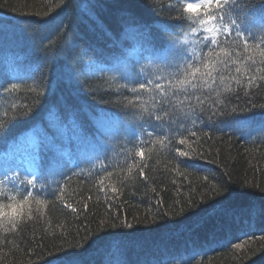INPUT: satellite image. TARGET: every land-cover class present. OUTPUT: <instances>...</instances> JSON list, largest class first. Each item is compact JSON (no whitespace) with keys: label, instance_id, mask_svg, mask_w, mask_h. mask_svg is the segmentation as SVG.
<instances>
[{"label":"trees","instance_id":"1","mask_svg":"<svg viewBox=\"0 0 264 264\" xmlns=\"http://www.w3.org/2000/svg\"><path fill=\"white\" fill-rule=\"evenodd\" d=\"M260 2L236 0L225 11L235 19L258 12ZM154 3L155 9L149 0H0V84L20 85L9 93L0 88V118L9 122L7 133L0 135V156L35 129L41 171L34 186L23 182L13 191L0 192L3 206L32 193L15 229L5 231L11 225L6 217L0 220V264H53L73 254L80 264H264V219L249 211L250 205L264 204V131L228 126L233 115L262 111L264 81L249 85L248 80L264 75L256 72L264 65L245 57L255 55L259 61L255 45L264 44V30L243 25L252 35L248 51L224 36H218L215 47L209 41L201 45L194 59L203 56L211 66L219 53L227 64L215 66V83L209 81L214 91L198 85L186 94L170 91L164 98L144 92L136 100L130 89L141 82L182 78L177 65L183 60L174 53L187 49L175 42L199 26L194 18L182 16L179 0ZM121 9L153 26L151 52L144 41L122 34ZM96 23L111 35L93 31ZM161 27L166 34L159 32ZM49 41L52 47L45 51L41 45ZM88 62L102 69L90 70ZM66 65L74 70L73 85L69 89L61 84L52 94L48 89ZM196 66L206 70L202 63ZM225 87L232 91L224 92ZM216 92L224 105L214 115L209 102L217 100ZM186 95L193 104L196 97L204 99L205 110L196 106L195 113L189 112ZM145 107L169 115L163 122L149 119ZM27 108L33 111L22 115ZM107 122L122 129L110 135L102 127ZM165 135L172 143L161 147L157 138ZM140 148L143 157L136 155ZM184 151L192 155L181 156ZM53 160L61 174H49ZM213 186L228 192L224 206L229 211L217 205V212L209 214ZM61 188L62 200L57 199ZM189 199L200 207L165 216ZM117 216L133 228L100 229L102 220L117 222ZM95 235V243L74 247Z\"/></svg>","mask_w":264,"mask_h":264},{"label":"snow or ice","instance_id":"2","mask_svg":"<svg viewBox=\"0 0 264 264\" xmlns=\"http://www.w3.org/2000/svg\"><path fill=\"white\" fill-rule=\"evenodd\" d=\"M149 3L152 5V7L155 9V3L154 0H149ZM231 4L233 7L236 6V0H198L197 3L192 2H185L182 4V16L183 14H187L189 19H193L194 21L203 29L205 32L211 33V36L209 38H206L209 40V43L212 46L218 45V36H224L226 39L231 38L232 42L240 47L242 46L245 51H248L250 49L249 45V39L252 38V35L250 32H248V28L244 27L243 25H251L252 27H259L261 30H264V0H261L260 4L258 5V12L257 10H252V12H245L242 17L233 18L230 12L225 11V9L228 7V5ZM214 5V7H213ZM99 5H92L91 7H97ZM203 17V18H202ZM238 19L240 20V23H238ZM120 21H121V28H122V34L123 35H131L139 40L144 41L146 45L149 47L146 48V51L151 52L153 50L152 44L154 39V29L152 25L145 24L140 22L135 15H133L131 12H129L127 9H121L120 12ZM211 24L212 27H208V25ZM2 31V30H0ZM93 31H99L101 33H104L105 35H111L110 32H107L104 25L102 23H96L95 27L93 28ZM193 32H196V28H192ZM159 32L162 34H166L167 30L166 27L159 28ZM248 32V35L246 36L245 33ZM42 48H44L45 51L50 49L52 47V41H49L47 45H41ZM255 47L259 48V61L255 59V55L247 56L245 59L247 61H250L252 64L259 63L261 65H264V44H257ZM221 51H224L221 49ZM174 55L178 58L183 60L182 65H177L178 71L181 70L182 67V78L169 80L167 83H161L160 81L164 80V77L157 78L156 81L153 80H146L144 82H141L138 84V86H133L130 90L134 94L135 99L139 100L140 95L144 92L149 93H158L162 97L166 98L169 95V92L171 91L173 95L176 93H187L188 88L197 89L198 85L202 88H207L209 91H214V88L212 84L209 83V81H213V84L215 83L213 72L216 71V65L223 64L225 67H227V64L224 59H222L219 56V53L216 54L215 57L211 60V66L205 60L203 56L199 58V61L197 59H194L192 56L187 57V59H184L183 54L177 50ZM211 55V53H209ZM202 63L204 65V68L206 69L204 72H201L200 67L196 66L197 63ZM236 72L240 73L241 69L238 67L236 68ZM257 73H264V68L257 67L256 68ZM199 74V75H198ZM73 79H74V70L71 67V65L64 66L58 73L56 80L53 82L52 86L48 89L49 92L52 94H55V90L57 87H59L61 84H65L69 89L73 85ZM257 80L264 81V75H252L250 76L248 83L249 85H252ZM220 83L224 84V78L221 76ZM237 84L240 83L239 80L236 81ZM0 88H2L4 93L9 92H15L20 88L19 84L11 83L8 86H3L0 84ZM232 89L225 87L224 92H231ZM38 95H43V93H40ZM221 93L216 92L217 100L211 103V111L214 115L221 114L220 113V107L224 105V101L219 99ZM185 99L187 100V106L189 109V112L195 113L196 106H201L200 111L203 112L205 109L202 107L205 103L204 99H201L200 97H196L195 104L192 103L191 99L186 95ZM38 102V101H37ZM129 104H132L133 101L129 100ZM256 106L254 105L253 108ZM13 109L17 108V105H12ZM153 108H155V104L153 105ZM259 108L262 110L259 113H256L252 111L251 109L247 110L248 114H241V115H233L231 122L228 124L229 127L236 126L237 130H243V129H250L255 130L259 129L264 131V104L259 105ZM144 112L148 113L149 119H154L156 121L163 122L164 118L169 115L168 112H163V114H154V112L149 111L148 108L143 109ZM33 111L32 108H27L22 115L27 116L29 113ZM157 111H163L162 109H159ZM242 112L245 110H241ZM233 113H235V109H233ZM4 117H7V113H4ZM209 119H211V116H209ZM194 122V121H193ZM9 128V122L6 120L0 118V135L6 134ZM158 143L161 145V147L166 146V144L172 143V138L169 136H159L157 138ZM180 144H184L185 140L181 139ZM54 143V142H52ZM136 155L139 157H143L144 155V149L140 148ZM181 156L188 157L192 155L189 151L180 152ZM61 166L58 162L53 160L50 168H49V174L56 175L61 174L59 173V168ZM139 173L143 175L144 168L139 167ZM131 167L129 168V172H131ZM41 176L40 167L37 164L36 167L32 172L28 174V176L25 177V180L23 181L26 183L27 186H34L35 183L38 181V179ZM107 176L110 178L112 176L111 172L107 173ZM205 180H207V177H204ZM59 188V182H56ZM113 192H116V188H112ZM212 191L214 192V197L212 198V203L208 205L209 214H215L217 212V205L221 206V210L223 211H229L224 206V202L227 201L225 197L227 196L228 192L225 188H221L218 186H213ZM264 191V190H262ZM60 194L57 196V199H63V189H59ZM32 195L31 192L28 193V196L24 197L23 200L17 202V203H10L6 206L0 205V220L3 218H7V223L11 225V228L5 227V231H11L12 229H15L17 227L16 224V217L20 216L22 214V209L24 207V204L27 202L28 197ZM55 195V193H54ZM177 204H180L179 201L176 202ZM67 207L71 208V204H67ZM200 207V204L197 202H194L192 199L187 200L184 204H180L179 211H175V209L171 213H166L165 216L172 215V216H179L182 215L188 211L197 209ZM75 211V209H73ZM249 211L251 215L258 216L261 219H264V204H261L259 207L255 205L249 206ZM117 222H113L112 220H102L100 222V229L104 228H111V229H117V228H133V224L127 222V220H121L120 217L113 218ZM139 223V221H137ZM0 227H3L2 224H0ZM98 229V231L100 230ZM99 235L95 236H86L84 239V244H81L79 241L74 245L76 248H83L85 245L91 243H95L97 241V238ZM262 240H264V237H261ZM237 249H240L243 247L241 244H236L234 246ZM59 250V249H57ZM53 264H80L79 259L77 258L76 254L67 256L63 260H57L54 261Z\"/></svg>","mask_w":264,"mask_h":264},{"label":"rangeland","instance_id":"3","mask_svg":"<svg viewBox=\"0 0 264 264\" xmlns=\"http://www.w3.org/2000/svg\"><path fill=\"white\" fill-rule=\"evenodd\" d=\"M182 4L185 0H179ZM187 2L197 3L198 0H187ZM208 27H212L211 24ZM196 32H189L179 38L176 42L178 48H184L182 52L184 58L195 56L201 45L209 40L211 33L203 31L198 26ZM87 68L99 71L102 66L98 63L88 62ZM134 76L139 77L138 71H133ZM126 76L128 74H125ZM104 131L110 135L119 132L122 128L115 122H107L102 125ZM39 145V134L36 131H29L21 139L14 143L11 148L0 157V192H10L18 188L23 183L25 177L34 170L38 162L36 148Z\"/></svg>","mask_w":264,"mask_h":264}]
</instances>
